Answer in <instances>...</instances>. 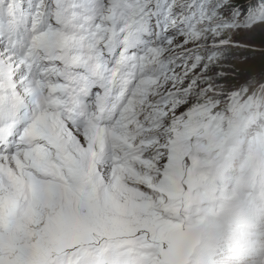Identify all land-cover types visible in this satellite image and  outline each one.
Here are the masks:
<instances>
[{"label":"snow or ice","instance_id":"snow-or-ice-1","mask_svg":"<svg viewBox=\"0 0 264 264\" xmlns=\"http://www.w3.org/2000/svg\"><path fill=\"white\" fill-rule=\"evenodd\" d=\"M249 54L264 0H0V264H131L174 136L264 94Z\"/></svg>","mask_w":264,"mask_h":264},{"label":"rangeland","instance_id":"rangeland-1","mask_svg":"<svg viewBox=\"0 0 264 264\" xmlns=\"http://www.w3.org/2000/svg\"><path fill=\"white\" fill-rule=\"evenodd\" d=\"M259 42V36L255 37V43ZM249 56V68L258 74L264 67V56ZM238 82H242L239 77L230 80L232 84ZM224 109L222 103L221 114L215 120L192 125L174 136L175 143L169 145L167 153L170 158L167 177L157 183L147 208L137 211L134 229L140 231L127 238L126 257L141 263L163 264L160 253L169 245V238L190 228L200 237L186 239L191 245L178 264L190 250L192 256L184 264H192L196 249L209 245L221 228L219 221L228 219L229 210L221 201L228 200L230 195L222 183H217V190L208 183L220 176L216 172L221 164L217 157L224 147L231 148L229 154L236 152V164H245L246 160L251 164L264 157V94L242 98ZM218 130L222 132L219 137ZM212 142L217 145L213 149Z\"/></svg>","mask_w":264,"mask_h":264},{"label":"bare ground","instance_id":"bare-ground-1","mask_svg":"<svg viewBox=\"0 0 264 264\" xmlns=\"http://www.w3.org/2000/svg\"><path fill=\"white\" fill-rule=\"evenodd\" d=\"M229 151H231L230 147H224L222 149V151L220 152V154L217 157L218 162H220L221 164H230L232 163V161L236 162L235 157H236V152L233 154H229ZM224 182L221 176H215V180L213 182L208 183V186L217 190L219 189V185L217 183H222ZM189 236H194L193 234H187L184 237V240H182L180 243L176 244L173 247V252L170 255V259L167 255L168 252H166V254H164V257H166L169 261H171V264H178V259L182 256V254L188 249L189 245L188 244V240ZM165 258V259H166Z\"/></svg>","mask_w":264,"mask_h":264},{"label":"water","instance_id":"water-1","mask_svg":"<svg viewBox=\"0 0 264 264\" xmlns=\"http://www.w3.org/2000/svg\"><path fill=\"white\" fill-rule=\"evenodd\" d=\"M182 235H183V232L182 231H177L174 234H172V236L169 238V245L168 246L165 245L164 252H163V258H164V262L165 263L171 264L170 263L171 261H169L166 257H164V254H166V252H168L167 255H168L169 259H170V255L173 252V247L176 244L180 243L182 240H184L182 238ZM197 244H198V242H197ZM191 251L192 250H190V254H185L184 260H182L180 264H184V263L187 262L188 258L192 255Z\"/></svg>","mask_w":264,"mask_h":264},{"label":"trees","instance_id":"trees-1","mask_svg":"<svg viewBox=\"0 0 264 264\" xmlns=\"http://www.w3.org/2000/svg\"><path fill=\"white\" fill-rule=\"evenodd\" d=\"M217 129H218V127H217ZM218 132H219V133L217 134V137H219V136L222 134V132H221V131H219V130H218ZM217 137H216V138H217ZM210 144H213V145H212V149H213L214 147H216V146H217V145H215V143H213V142H212V143H210Z\"/></svg>","mask_w":264,"mask_h":264}]
</instances>
